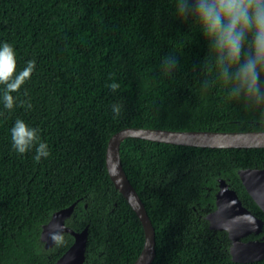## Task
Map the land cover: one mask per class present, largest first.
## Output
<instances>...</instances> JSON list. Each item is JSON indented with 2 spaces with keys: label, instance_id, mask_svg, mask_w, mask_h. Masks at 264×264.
I'll return each mask as SVG.
<instances>
[{
  "label": "trees",
  "instance_id": "16d2710c",
  "mask_svg": "<svg viewBox=\"0 0 264 264\" xmlns=\"http://www.w3.org/2000/svg\"><path fill=\"white\" fill-rule=\"evenodd\" d=\"M175 2L0 0V46L13 47L15 74L35 61L31 77L11 93V110L0 83V264H53L74 237L65 232L45 248L42 224L74 201L67 223L89 225L84 264L134 263L145 230L106 165L108 141L121 128L264 129V101L258 107L228 97L231 89L217 83L215 54L199 26L176 15ZM166 55L177 60L170 73ZM113 105L121 106L119 116ZM17 119L39 130L48 157L35 160V146L24 154L13 148ZM121 157L155 226L151 264H264V257L233 260L227 231L212 229L204 216L224 177L264 218L238 172L264 166V146L129 136Z\"/></svg>",
  "mask_w": 264,
  "mask_h": 264
},
{
  "label": "water",
  "instance_id": "95a60500",
  "mask_svg": "<svg viewBox=\"0 0 264 264\" xmlns=\"http://www.w3.org/2000/svg\"><path fill=\"white\" fill-rule=\"evenodd\" d=\"M142 137L151 140L178 144L211 147H252L264 146V129L253 130H211V129H167L160 127L127 126L111 135L106 150V165L115 186L123 193L137 212L144 230L145 242L133 264H151L156 256V231L146 205L138 190L132 184L124 168L121 157V143L129 137ZM239 175L253 199L264 210V166L239 169ZM77 201L55 210L50 219L42 224L40 239L46 248L56 242L53 234L59 237L69 232L74 236L73 243L53 264H84L88 243V227L76 230L66 223L72 215ZM212 229L228 232L230 252L233 260L249 262L264 257V235L261 238L244 240L250 233H259L264 228L263 218L246 207L235 188L224 177L219 178L216 192V209L207 213Z\"/></svg>",
  "mask_w": 264,
  "mask_h": 264
},
{
  "label": "clouds",
  "instance_id": "9594fccd",
  "mask_svg": "<svg viewBox=\"0 0 264 264\" xmlns=\"http://www.w3.org/2000/svg\"><path fill=\"white\" fill-rule=\"evenodd\" d=\"M176 15L183 19L191 18L208 42L209 52L214 53V67L217 83L231 90L230 99L244 100L258 107L264 101L261 82L264 79V0H176ZM162 64L166 72L177 66L174 56L166 55ZM35 61L15 74L16 60L13 47L4 43L0 46V83L4 84L3 101L5 108L14 107L12 92L18 91L31 77ZM112 91L120 88L113 82L108 85ZM31 108V104H28ZM116 116L121 112L120 105H113ZM38 129L30 128L17 119L11 129L13 148L20 154L35 146V160L48 157L47 144L39 142ZM59 242L60 237L53 234Z\"/></svg>",
  "mask_w": 264,
  "mask_h": 264
},
{
  "label": "flooded vegetation",
  "instance_id": "af4514ba",
  "mask_svg": "<svg viewBox=\"0 0 264 264\" xmlns=\"http://www.w3.org/2000/svg\"><path fill=\"white\" fill-rule=\"evenodd\" d=\"M218 189H219V188H218ZM217 191H218V190H217ZM238 195H239V194H238ZM215 197H216V193H215ZM239 197H240V196H239ZM240 198H241V197H240ZM241 200H242V198H241ZM242 202H243V200H242ZM215 203H216V202H215ZM243 204H244L246 207H248V208H249L254 214H256V213H255V212H254V211H253L248 205H246L244 202H243ZM214 209H216V204H215V207L212 208V209H210L209 211H207L206 214H205L204 216L206 217L207 213L210 212V211H212V210H214ZM263 211H264V210H263ZM256 215H257V214H256ZM257 216H259V215H257ZM259 217H261V216H259ZM261 218H263V217H261ZM206 219L208 220L207 217H206ZM263 220H264V218H263ZM208 221H209V220H208ZM66 223H67V220H66ZM67 224H68V223H67ZM68 225H69V224H68ZM209 225H210V223H209ZM227 233H228V232H227ZM263 235H264V228H263V230H262L261 232H259V233H250V234L244 236L243 239H244V240H249V239L261 238ZM228 236H229V235H228ZM73 237H74V236H73ZM73 241H74V240H73ZM56 243H57V242H56ZM56 243H55V244H56ZM72 243H73V242H72ZM72 243H71V244H72ZM55 244H54V245H55ZM54 245H53V246H54ZM53 246H52V247H53ZM52 247H48V248H52ZM45 248H46V247H45ZM63 253H64V252H63ZM63 253H62V254H63ZM60 256H61V255H60ZM60 256H59V257H60ZM59 257H58V258H59ZM58 258H57V259H58ZM57 259H56V260H57ZM56 260H55V261H56ZM55 261H54V262H55ZM54 262H53V263H54Z\"/></svg>",
  "mask_w": 264,
  "mask_h": 264
}]
</instances>
